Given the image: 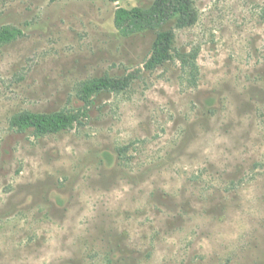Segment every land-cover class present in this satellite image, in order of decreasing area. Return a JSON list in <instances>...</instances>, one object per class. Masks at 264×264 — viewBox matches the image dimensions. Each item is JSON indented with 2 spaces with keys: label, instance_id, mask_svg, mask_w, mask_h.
Here are the masks:
<instances>
[{
  "label": "rangeland",
  "instance_id": "374dc122",
  "mask_svg": "<svg viewBox=\"0 0 264 264\" xmlns=\"http://www.w3.org/2000/svg\"><path fill=\"white\" fill-rule=\"evenodd\" d=\"M170 62L118 8L0 0V264H264V0H193ZM135 75L89 103L83 84ZM67 112V131L11 127Z\"/></svg>",
  "mask_w": 264,
  "mask_h": 264
},
{
  "label": "trees",
  "instance_id": "16d2710c",
  "mask_svg": "<svg viewBox=\"0 0 264 264\" xmlns=\"http://www.w3.org/2000/svg\"><path fill=\"white\" fill-rule=\"evenodd\" d=\"M107 1L116 3L120 0ZM196 21L197 13L193 0H155L150 8H118L115 13L116 28L124 36L146 31L157 32L152 55L145 65L147 70H154L178 56L174 49L175 30L162 29L168 24H174L176 29H184L193 26ZM22 34L20 29L5 28L0 31V44L11 43ZM134 79L135 75L120 79H92L83 84L80 96L83 101L89 103L93 97L102 92L125 91ZM78 122L79 117L76 114L67 112L50 114L25 112L15 115L10 124L19 131L33 130L37 134L46 135L72 129Z\"/></svg>",
  "mask_w": 264,
  "mask_h": 264
}]
</instances>
